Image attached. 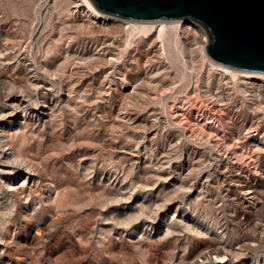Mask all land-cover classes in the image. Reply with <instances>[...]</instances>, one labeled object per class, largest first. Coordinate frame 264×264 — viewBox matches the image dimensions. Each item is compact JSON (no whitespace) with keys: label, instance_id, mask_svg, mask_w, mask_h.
<instances>
[{"label":"rangeland","instance_id":"374dc122","mask_svg":"<svg viewBox=\"0 0 264 264\" xmlns=\"http://www.w3.org/2000/svg\"><path fill=\"white\" fill-rule=\"evenodd\" d=\"M83 3L0 0V264H264L260 91L198 22L93 30Z\"/></svg>","mask_w":264,"mask_h":264},{"label":"water","instance_id":"95a60500","mask_svg":"<svg viewBox=\"0 0 264 264\" xmlns=\"http://www.w3.org/2000/svg\"><path fill=\"white\" fill-rule=\"evenodd\" d=\"M129 20L195 21L205 27L209 57L233 69L264 72V0H92Z\"/></svg>","mask_w":264,"mask_h":264},{"label":"bare ground","instance_id":"6f19581e","mask_svg":"<svg viewBox=\"0 0 264 264\" xmlns=\"http://www.w3.org/2000/svg\"><path fill=\"white\" fill-rule=\"evenodd\" d=\"M82 3V2H81ZM78 4V3H77ZM75 5V4H74ZM76 6H80V4H78V5H76ZM83 6H84V9L83 10H81V7H80V9H78V10H81V12H80V15L81 16H86L87 15V21L90 19V25H91V27L93 28V30H95V29H105V28H108V25H110V24H112V18H113V16H110V14H108V13H105V12H102V11H100L95 5H94V3H93V1L92 0H84V3H83ZM76 10V9H75ZM79 12H77V13H79ZM87 12V14H85ZM79 15V14H78ZM76 16V15H75ZM77 18V17H76ZM81 18V17H80ZM78 19V18H77ZM83 19V18H82ZM94 19H97V21H94ZM98 19H100L101 21H98ZM84 21V20H83ZM86 21V20H85ZM182 21L183 20H156V21H138V20H131V21H126V23L127 24H129V25H133V29H136V30H139V31H142V32H150L153 28H154V26H155V24L156 23H159L158 25H161L160 26V28H159V26H158V28H159V31H158V37L159 38H166V36L168 35V33L167 32H169V31H167L166 29H167V27H166V25L168 24V23H170L171 25L172 24H174V25H178L177 26V28H180L181 27V25H183V23H182ZM100 22V23H99ZM87 23V22H86ZM88 23H89V21H88ZM157 28V29H158ZM198 31L199 32H201L202 34H203V36H204V31L202 30V29H198ZM195 35L196 36H198V33L196 32L195 33ZM207 38L206 37H204V40H206ZM107 45H109V46H111L112 45V43L111 44H107ZM114 45H115V43H114ZM117 45V44H116ZM115 45V46H116ZM102 46V45H101ZM113 46V45H112ZM103 47V46H102ZM105 47H107V46H105ZM107 49V48H106ZM105 50V49H104ZM108 50H110V49H108ZM109 52V51H108ZM112 59V58H111ZM114 59V58H113ZM212 62H213V64L217 67V69H222V70H225V71H228V70H232V71H234V72H236V73H238V75L240 74L241 75V78L243 77L244 78V82L246 83V84H248V83H250L253 87H255V89H258V91H260V96H261V98H263L264 99V72H260V71H250V70H239V69H233V68H230V67H228V66H226V65H224V64H221V63H218V62H216V61H214V60H212ZM82 64V63H81ZM243 78H242V81L241 82H243ZM241 80V79H240ZM251 80V82H249ZM129 83V82H128ZM249 85V84H248ZM133 86H135V85H133ZM136 87V86H135ZM251 88V87H250ZM244 89H246V87L244 88ZM249 89V88H248ZM251 91V90H250ZM253 91V90H252ZM248 92V91H247ZM254 92V91H253ZM256 93H257V91H256ZM253 94V93H252ZM259 94H257V95H259ZM254 96V95H253ZM256 97V96H255ZM197 99V98H196ZM259 100H260V98H258ZM212 100V99H211ZM218 100V99H217ZM217 100H215V103H212L211 104V106H210V109L212 110V114L213 115H215L217 118H218V120L220 121V122H223V121H225L226 120V118H227V107H226V104H224V103H218L217 102ZM194 101H196V100H194ZM213 101V100H212ZM258 101V100H257ZM214 102V101H213ZM11 104V103H10ZM13 105V104H12ZM263 106V105H262ZM199 107V106H198ZM209 111V110H208ZM207 111V112H208ZM46 114V113H45ZM186 114V115H185ZM211 114V113H210ZM184 115H185V117L186 118H188V113H184ZM211 116V115H210ZM214 116V117H215ZM133 117H135V116H133ZM134 119V118H133ZM258 128H259V126L257 125V126H251V127H249L247 130H246V132H245V134L242 132V130L241 129H239L237 132H236V136L235 135H233L234 136V140L236 139V141L237 142H243V141H246L247 140V138L249 137L248 136V134H253V135H255L256 134V132L258 131ZM206 132H207V130H205ZM205 131L203 132V134H205ZM208 133V132H207ZM222 140V139H221ZM220 140V141H221ZM215 141V140H214ZM216 141H217V139H216ZM236 142V143H237ZM238 144V143H237ZM240 144V143H239ZM220 145V144H219ZM218 145V146H219ZM245 147V146H244ZM1 148H2V150H1V153H0V165H2V161H4V158L5 157H10L11 155H13V151H10L9 149H10V147H7V145L6 144H3L2 146H1ZM220 148H222V147H220ZM262 148V147H261ZM262 149H264V148H262ZM218 150H220V149H218ZM222 150H224V149H222ZM221 150V151H222ZM230 150V149H229ZM235 150V149H234ZM233 150V151H234ZM226 151V150H225ZM232 151V150H231ZM237 151V150H236ZM257 150H255V152H256ZM259 151V150H258ZM224 152V151H223ZM230 152V151H229ZM249 152V151H248ZM252 152H254V149H252ZM260 152V151H259ZM227 153H228V151H227ZM226 153V154H227ZM231 153V152H230ZM229 153V154H230ZM234 153V152H233ZM264 153V152H263ZM244 154H245V152H244ZM249 154V153H248ZM250 154H251V152H250ZM257 154H259V156L261 155L262 156V154H261V152L260 153H258L257 152ZM228 155V154H227ZM227 155H225V156H227ZM255 155V154H254ZM260 156V157H261ZM14 157H16V156H13V158ZM224 157V156H223ZM17 158V157H16ZM15 158V159H16ZM228 158V157H227ZM233 158V157H232ZM262 158V157H261ZM10 159H12V158H10ZM229 159V158H228ZM231 159V158H230ZM257 159V158H256ZM6 160V159H5ZM8 160V159H7ZM260 160H262V159H260ZM9 161V160H8ZM15 161V160H14ZM18 161H19V164L21 165V167H23L24 168V170L26 169V171L28 170H31V167H30V165L29 164H27L26 163V161H25V159L24 158H22V157H20V156H18ZM17 161V162H18ZM256 161V160H255ZM257 161H259V160H257ZM6 163V162H5ZM8 163V162H7ZM12 163H14V162H12ZM11 164V163H10ZM13 165V164H12ZM17 165V164H16ZM11 168V167H10ZM31 172V171H30ZM239 173V172H238ZM31 174V173H30ZM235 174V173H234ZM236 175H238V174H236ZM233 176V175H232ZM232 176H230V177H232ZM240 176V175H239ZM238 178H240V177H238ZM230 180V179H229ZM232 181H233V179H232ZM242 181V180H241ZM247 181V180H246ZM32 182V181H31ZM37 182V181H36ZM236 182V181H235ZM38 183V182H37ZM36 183V184H37ZM31 184V183H30ZM232 184V183H231ZM241 184V183H240ZM52 186L53 185H50V190H51V188H52ZM238 186H239V182H238ZM241 186V191H240V193H241V196L243 197V198H252V197H254V196H252L251 194H253L255 191H253V190H251V188H252V184L250 183V182H246V183H243V184H241L240 185ZM32 187V186H31ZM237 187V186H236ZM255 187V186H254ZM253 187V188H254ZM238 189H239V187H238ZM256 189V188H255ZM40 190V189H39ZM257 190V189H256ZM47 191V190H46ZM41 193V192H40ZM255 194V193H254ZM247 206V205H246ZM249 206V205H248ZM248 209V208H247ZM248 222V221H247ZM245 225V224H244ZM222 251H223V249H219L218 248V250H216V252H217V254L216 255H214L216 258H225V256H226V254L224 255V254H221L222 253ZM212 254V253H211ZM210 255H208L207 254V257H209ZM202 264H208V262L206 261V260H204V262H202ZM227 264H229V263H227Z\"/></svg>","mask_w":264,"mask_h":264}]
</instances>
